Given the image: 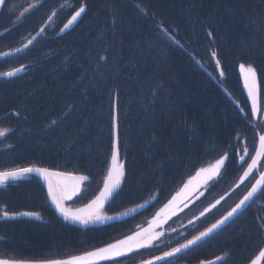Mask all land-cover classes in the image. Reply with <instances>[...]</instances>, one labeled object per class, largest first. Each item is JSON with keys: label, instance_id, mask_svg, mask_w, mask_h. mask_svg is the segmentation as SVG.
Wrapping results in <instances>:
<instances>
[{"label": "trees", "instance_id": "obj_1", "mask_svg": "<svg viewBox=\"0 0 264 264\" xmlns=\"http://www.w3.org/2000/svg\"><path fill=\"white\" fill-rule=\"evenodd\" d=\"M38 1L23 15L29 0H5L0 8V73L22 69L0 80V129L7 130L0 141V170L35 165L87 176L85 191L72 204L84 206L103 187L118 126L125 174L103 210L116 219L87 226L55 211L35 176L0 186L3 208L17 213L9 219L15 222L16 238L10 232L14 243L8 248L0 241V257L67 258L134 235L222 154L229 160L201 204L215 205L214 211L194 229L177 233L181 238H165L162 247L140 253L162 255L226 215L250 190L249 180L240 183L241 156L247 160L257 146L254 125L259 124L254 116L248 123L244 115L251 112L252 101L240 65L255 69L264 106V0L32 3ZM80 6L85 12L66 27ZM51 17L30 48L5 56L34 39ZM227 194L229 203L217 207ZM145 204V210L122 219ZM22 212H38L40 219ZM262 246L264 196L259 194L231 224L171 261L250 264Z\"/></svg>", "mask_w": 264, "mask_h": 264}, {"label": "snow or ice", "instance_id": "obj_2", "mask_svg": "<svg viewBox=\"0 0 264 264\" xmlns=\"http://www.w3.org/2000/svg\"><path fill=\"white\" fill-rule=\"evenodd\" d=\"M4 4L5 0H0V7H3ZM84 12L85 6H80L78 10L75 11L74 15L71 16L66 27L71 26V24L81 17V14ZM41 31H43V29H41ZM209 35H211V33H209ZM31 43L32 41L29 40L28 44ZM25 47H27V45H25ZM211 56L215 58L217 53L213 51ZM215 63L218 67L220 66L219 59H216ZM19 71H22V69L0 73V76L12 77ZM240 71L244 74V86L247 88L248 96L252 101L251 112L244 113V115L248 123H252L253 116L257 121L261 122L259 125H254V128L257 126L259 127L258 147L254 145L253 152L248 156L247 160H244L243 156H241L243 172L240 183L243 184L249 176H252V179L248 181L250 190L247 191V194L244 195L226 215L216 220V222L206 228V230L199 232L198 235H194L191 239H187L186 242L181 243L178 247H172L170 250L163 251L162 255H154L151 258H141L138 264H159V262L162 261H167V264H172V257H176L178 254L197 245L198 242L205 240L206 237L215 233L233 217H236L238 214H243L248 203L253 200L258 192L260 196H264V191H261L264 189V108H262L260 103V89L255 69L253 67H245L241 64ZM224 75V69L220 68L219 76L224 77ZM241 112H243V109H241ZM53 123H55V121H53ZM6 135L7 130L0 129V137H5ZM232 148L234 151L235 145H232ZM242 151L246 154L247 147L245 146ZM228 160L229 156L222 154L214 164H210L207 168L202 167L197 174L198 178L203 176L205 181L210 179L213 175L219 173L220 169ZM254 172L257 173V175H252ZM33 173L42 177L47 183L48 195L51 197L56 210L65 220L87 226L92 223L113 219V217L105 215L103 209L105 203L112 197L113 192L119 188L125 174L124 163L121 161L118 126L116 127V134L112 144L110 166L104 178L103 187L99 194L84 206L71 207L68 206L66 202L72 200L80 191L81 183L88 179L87 176H72L65 172L53 171L47 167H37L35 165L28 167H12L6 170H0V186H6L10 180H19ZM191 184L192 181H189V185ZM218 202L219 201H217V203ZM140 207H143V205ZM213 207H215V205H213ZM175 211H177V204L174 198L160 213H157V216L152 220L148 229L138 231L134 235H129L113 243H108L106 246L97 247L82 255L37 260L4 258L0 259V264H102V262L106 261H116V264H121L119 258H131L133 253L142 256L143 254L140 253L141 249L151 248L154 241L159 240L163 236V232L156 231V229L162 227ZM19 215L32 216L40 219V214L38 212H22ZM15 216L16 213L14 211L7 208H0V219L8 220L13 219ZM217 260L222 261L223 257H218ZM262 261H264V246L259 249L258 255L250 261V264H261ZM204 264H216V261H207L204 262Z\"/></svg>", "mask_w": 264, "mask_h": 264}, {"label": "rangeland", "instance_id": "obj_3", "mask_svg": "<svg viewBox=\"0 0 264 264\" xmlns=\"http://www.w3.org/2000/svg\"><path fill=\"white\" fill-rule=\"evenodd\" d=\"M33 0H29V2H31L30 8L27 9H22V15L31 11L32 9H35L37 6H39L41 3L40 1L38 2H34L32 3ZM1 8V7H0ZM247 67V66H245ZM262 106V105H261ZM262 108H264V106H262ZM256 123L260 124V121H257ZM258 127V126H257ZM259 129V127H258ZM3 139V137H0V141ZM242 156L244 157V154H242ZM223 168V167H222ZM222 168L220 169L219 173L216 175H213L210 179L208 180H204L203 176H200L198 178L197 174L194 176V178L191 180L192 184L189 185V182L185 185V187H183L180 192L174 197L176 199V204H177V211H175L169 218V222H165L162 226L164 228V230H161L160 232H163V236L159 239L154 241L153 246H156L159 243H163V241L165 240L164 237H166L167 234L171 233L172 231H174L173 225L176 224H182L183 226L179 229L180 232L184 231L182 229L185 228L186 229H194L196 226L199 225L200 220L204 221L206 217H208L216 208L210 207V206H202V200H203V196L208 192V187L211 183H213L220 175ZM243 172V171H242ZM254 174V173H253ZM252 174V175H253ZM252 176H249L247 180H250ZM186 186H187V190H186ZM85 191V189L83 190ZM228 197V194L225 197H221L219 200V206L222 205L225 206L227 205V203H229L228 201H230L229 199H226V201H224L225 198ZM173 198V199H174ZM172 199V200H173ZM78 200V199H77ZM171 200V201H172ZM217 203V202H216ZM157 213H155V215H153L152 217H150V219L145 222V229H148L147 227V223L148 222H152V220L157 216ZM206 214V216H205ZM200 217V218H199ZM188 221V222H187ZM165 225V226H164ZM172 227L173 230L172 231H166L167 227ZM166 227V228H165ZM144 230V229H142ZM138 232V231H137ZM167 232V233H166ZM168 241H172L170 238H167ZM200 245V244H199ZM172 248V247H171ZM148 256H150L149 254H143L138 255L137 257H135L134 259L128 258V259H123V262H121V264H127L128 262H131L130 264L136 263L138 264L139 259L141 258H148ZM178 258L172 259L173 261L177 260ZM167 264V261L161 264Z\"/></svg>", "mask_w": 264, "mask_h": 264}, {"label": "water", "instance_id": "obj_4", "mask_svg": "<svg viewBox=\"0 0 264 264\" xmlns=\"http://www.w3.org/2000/svg\"><path fill=\"white\" fill-rule=\"evenodd\" d=\"M30 45H31V44H27V47L23 46V47H21L20 49H18V50H16V51L12 52L11 54H8L7 56H13V55H15V54H19V53L25 51ZM199 65L205 70V68H204L201 64H199ZM18 74H19V72L16 73V75H18ZM16 75H15V76H16ZM15 76H12V77L0 76V79H1V78L9 79V78H13V77H15ZM115 134H116V130H115ZM33 174H35V173H33ZM35 175H37V174H35ZM37 176H38V175H37ZM72 176H75V175H72ZM38 177L43 181V183H44V185H45V187H46V189H47V192H48L47 183L44 181V179H43L42 177H40V176H38ZM83 182H84V181H83ZM83 182L81 183L80 191H79V192H78V193L72 198V200H74L75 197L79 196V195L82 193V190H83ZM119 188H120V186H119ZM119 188H117V189L113 192L112 197H111V198L105 203L104 208H105V207L111 202V200L114 198V196H115V194L117 193V191L119 190ZM262 190H263V189H262ZM262 190H261V191H262ZM258 195H259V192H258V193L256 194V196L253 198V200L250 201V202L248 203V205L246 206V209L249 207V205L254 201V199H255ZM49 198H50V200H51V197H50V196H49ZM72 200H70V201H72ZM70 201H69V202H70ZM51 203H52V200H51ZM52 205H53V207L55 208V205H54L53 203H52ZM55 209H56V208H55ZM246 209H245V210H246ZM245 210H244V211H245ZM244 211H243V212H244ZM239 215H240V214H238L236 217H233L230 221L226 222L225 225H223V226H222L220 229H218L215 233H213V234H211L210 236L206 237L205 240H207L208 238H210L211 236H213L214 234H216L218 231H220L221 229H223L225 226H227L228 224H230V223H231L233 220H235ZM205 240L198 242L197 245H199L200 243L204 242ZM197 245L192 246V248L195 247V246H197ZM190 249H191V248H190ZM190 249L185 250L184 252L178 254L177 256H179V255L185 253L186 251H188V250H190ZM172 258H173V257H172ZM162 262H163V261H162ZM159 263H161V262H159Z\"/></svg>", "mask_w": 264, "mask_h": 264}, {"label": "flooded vegetation", "instance_id": "obj_5", "mask_svg": "<svg viewBox=\"0 0 264 264\" xmlns=\"http://www.w3.org/2000/svg\"><path fill=\"white\" fill-rule=\"evenodd\" d=\"M0 203L2 204V205L0 204V208H3V205H4L3 201H1ZM16 215H17V213H16ZM13 229L15 232L13 231ZM16 231H17V229L15 227V222L13 220L0 219V241L2 242L3 246L8 248L10 243H14V241H12L10 239L9 235H10V232H12L13 236H15V238H16V235H17ZM5 235L9 236V238L6 239ZM14 245H16V243ZM0 251L1 252L3 251V247L0 248ZM0 259H4V258L0 257ZM261 264H264V261H262Z\"/></svg>", "mask_w": 264, "mask_h": 264}, {"label": "bare ground", "instance_id": "obj_6", "mask_svg": "<svg viewBox=\"0 0 264 264\" xmlns=\"http://www.w3.org/2000/svg\"><path fill=\"white\" fill-rule=\"evenodd\" d=\"M0 11H1V10H0ZM52 19H53V17H51V18H49V19L46 20V22L43 24V27H42L43 31L40 30V31L34 36V39L31 40L32 43H31L30 47L34 44V42H35V38L39 37V36L44 32V30H46V28L50 25ZM72 24H73V23H72ZM72 24H71V25H72ZM27 44H28V42H27ZM260 55H261L262 57H264V51H263V52H260ZM83 190H84V188H83ZM117 193H118V192H117Z\"/></svg>", "mask_w": 264, "mask_h": 264}]
</instances>
